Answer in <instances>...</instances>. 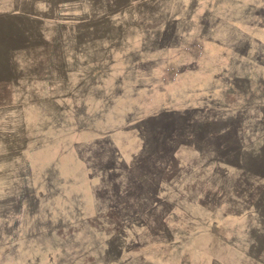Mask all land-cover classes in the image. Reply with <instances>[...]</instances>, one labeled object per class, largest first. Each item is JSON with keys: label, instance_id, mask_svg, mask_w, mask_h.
<instances>
[{"label": "rangeland", "instance_id": "obj_1", "mask_svg": "<svg viewBox=\"0 0 264 264\" xmlns=\"http://www.w3.org/2000/svg\"><path fill=\"white\" fill-rule=\"evenodd\" d=\"M0 264H264V0H0Z\"/></svg>", "mask_w": 264, "mask_h": 264}]
</instances>
